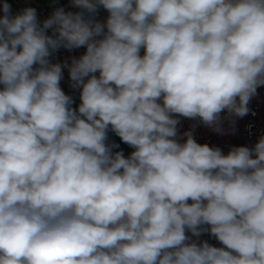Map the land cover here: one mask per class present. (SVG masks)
<instances>
[{
    "label": "clouds",
    "instance_id": "9594fccd",
    "mask_svg": "<svg viewBox=\"0 0 264 264\" xmlns=\"http://www.w3.org/2000/svg\"><path fill=\"white\" fill-rule=\"evenodd\" d=\"M72 3L42 23L0 5V264H264V135L224 154L177 130L249 113L264 0ZM204 232L224 247L187 234Z\"/></svg>",
    "mask_w": 264,
    "mask_h": 264
},
{
    "label": "built area",
    "instance_id": "2783aa9c",
    "mask_svg": "<svg viewBox=\"0 0 264 264\" xmlns=\"http://www.w3.org/2000/svg\"><path fill=\"white\" fill-rule=\"evenodd\" d=\"M5 0H0L2 5ZM11 5V14L15 15L22 11L26 7H33L36 9L37 18L42 23L45 19L49 18L56 8H64V10L77 12L80 9L76 8L72 0H7ZM0 15H3L0 11ZM88 13H85V17H88ZM109 13L103 7H100L96 14L95 19L101 23H105ZM51 34V30H49ZM86 51V48L80 47L72 50L60 48L52 54L50 57L51 62L63 64L65 61L71 62V58H79ZM144 54V50L141 49V55ZM63 78L60 81V87L65 94L72 97V99L80 104V89H74L71 87V81L67 68H63ZM97 75H99L97 73ZM250 111L244 117H233L234 129L230 126L227 119L223 120L222 127L223 133L216 132L212 128L204 126L199 120H192L184 117H178L180 123L177 126L178 141L183 143L186 137L185 132H191L193 138L199 144H207L209 147H219L224 154H227L232 147H252L258 142L259 138L264 135V86L257 89V95L254 96L248 105ZM254 113V114H253ZM227 113H221V116H226ZM132 151L134 149L131 147ZM191 203V201H189ZM192 240L207 241L209 244L215 247H224L214 236L208 232L202 233L199 237L192 236L191 233H187Z\"/></svg>",
    "mask_w": 264,
    "mask_h": 264
},
{
    "label": "water",
    "instance_id": "95a60500",
    "mask_svg": "<svg viewBox=\"0 0 264 264\" xmlns=\"http://www.w3.org/2000/svg\"><path fill=\"white\" fill-rule=\"evenodd\" d=\"M79 106L78 103H76L74 100H73V104H72V107L74 109H77ZM107 143L108 144H115L117 145L118 147H113L112 148V151L113 152H117V151H121L123 153V155L127 158L131 152H132V149L129 145H127L126 143H124L119 136H117L113 131H111L109 129L108 133H107Z\"/></svg>",
    "mask_w": 264,
    "mask_h": 264
},
{
    "label": "rangeland",
    "instance_id": "374dc122",
    "mask_svg": "<svg viewBox=\"0 0 264 264\" xmlns=\"http://www.w3.org/2000/svg\"><path fill=\"white\" fill-rule=\"evenodd\" d=\"M3 86L2 85H0V88H2Z\"/></svg>",
    "mask_w": 264,
    "mask_h": 264
}]
</instances>
